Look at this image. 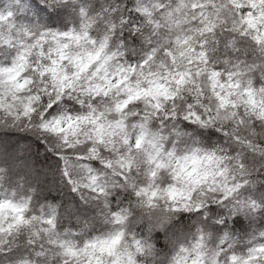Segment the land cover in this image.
<instances>
[{"label": "clouds", "instance_id": "9594fccd", "mask_svg": "<svg viewBox=\"0 0 264 264\" xmlns=\"http://www.w3.org/2000/svg\"><path fill=\"white\" fill-rule=\"evenodd\" d=\"M0 264H264V0H0Z\"/></svg>", "mask_w": 264, "mask_h": 264}]
</instances>
